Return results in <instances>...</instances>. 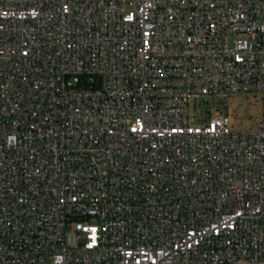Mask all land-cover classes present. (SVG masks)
<instances>
[{
    "label": "built area",
    "instance_id": "obj_1",
    "mask_svg": "<svg viewBox=\"0 0 264 264\" xmlns=\"http://www.w3.org/2000/svg\"><path fill=\"white\" fill-rule=\"evenodd\" d=\"M251 94L264 0H0V264H264Z\"/></svg>",
    "mask_w": 264,
    "mask_h": 264
},
{
    "label": "rangeland",
    "instance_id": "obj_2",
    "mask_svg": "<svg viewBox=\"0 0 264 264\" xmlns=\"http://www.w3.org/2000/svg\"><path fill=\"white\" fill-rule=\"evenodd\" d=\"M225 112L229 115L232 127L236 131L254 129L256 124L262 120L263 101L260 96L255 95H233L229 100L223 101ZM191 114L197 117V112L192 107ZM205 117V114H203Z\"/></svg>",
    "mask_w": 264,
    "mask_h": 264
},
{
    "label": "bare ground",
    "instance_id": "obj_3",
    "mask_svg": "<svg viewBox=\"0 0 264 264\" xmlns=\"http://www.w3.org/2000/svg\"><path fill=\"white\" fill-rule=\"evenodd\" d=\"M119 176H128V169H119Z\"/></svg>",
    "mask_w": 264,
    "mask_h": 264
}]
</instances>
